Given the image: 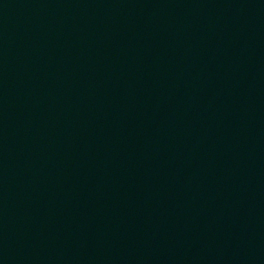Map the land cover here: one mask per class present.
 Listing matches in <instances>:
<instances>
[{
	"label": "water",
	"instance_id": "water-1",
	"mask_svg": "<svg viewBox=\"0 0 264 264\" xmlns=\"http://www.w3.org/2000/svg\"><path fill=\"white\" fill-rule=\"evenodd\" d=\"M0 264H264V0H0Z\"/></svg>",
	"mask_w": 264,
	"mask_h": 264
}]
</instances>
